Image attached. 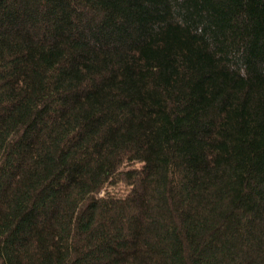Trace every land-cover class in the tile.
Listing matches in <instances>:
<instances>
[{"label": "trees", "instance_id": "trees-1", "mask_svg": "<svg viewBox=\"0 0 264 264\" xmlns=\"http://www.w3.org/2000/svg\"><path fill=\"white\" fill-rule=\"evenodd\" d=\"M0 264H264V0H0Z\"/></svg>", "mask_w": 264, "mask_h": 264}]
</instances>
